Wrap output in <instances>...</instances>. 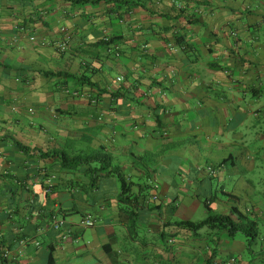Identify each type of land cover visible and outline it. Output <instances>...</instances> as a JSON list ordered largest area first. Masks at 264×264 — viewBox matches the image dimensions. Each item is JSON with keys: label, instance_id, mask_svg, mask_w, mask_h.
<instances>
[{"label": "crops", "instance_id": "obj_1", "mask_svg": "<svg viewBox=\"0 0 264 264\" xmlns=\"http://www.w3.org/2000/svg\"><path fill=\"white\" fill-rule=\"evenodd\" d=\"M107 40L118 57L106 50ZM64 41L67 50L58 52ZM65 74L89 77L95 88ZM35 151L94 160L62 164ZM229 157L233 164L218 184H232L225 189L241 199L242 210L252 209L260 232L248 248L250 262L230 250L226 257L264 264V0H0L5 264H48L50 245L54 264H147L141 228L155 240L177 236L175 227L163 229L172 222L168 204L181 190L195 200L197 170ZM118 175L140 205L147 183L162 205L160 215L138 210L136 233L119 211ZM46 188L49 207L63 211L72 231L67 238L46 226ZM86 216L92 228L80 226ZM224 250L209 249L201 264L212 253L216 264Z\"/></svg>", "mask_w": 264, "mask_h": 264}, {"label": "trees", "instance_id": "obj_2", "mask_svg": "<svg viewBox=\"0 0 264 264\" xmlns=\"http://www.w3.org/2000/svg\"><path fill=\"white\" fill-rule=\"evenodd\" d=\"M78 4H98L102 2V0H75ZM67 42V41H66ZM63 43V42H62ZM113 44L112 40L106 41V50L112 54L114 57L116 56L117 50H113L111 48ZM68 45V44H67ZM67 50V49H66ZM65 50V51H66ZM57 51L61 52L60 49L57 47ZM63 51V52H65ZM61 52V53H63ZM119 53V52H118ZM120 55V53H119ZM51 75L59 76L57 73H52ZM65 78L71 79L75 81L76 83L79 82L80 86L86 85L91 88H95V84H93L90 81V78H84V77H76L74 75H64ZM115 96V95H114ZM113 96V97H114ZM87 99L92 104H97V97L88 95ZM98 120H101V118H98ZM16 145L20 148V150H23L26 152L28 149L21 145L20 143H16ZM35 155H41L42 158H49V159H58L62 161V164H65L66 162L74 163L75 165H82L87 164L90 165L94 159L92 157L88 156L86 158L80 157L79 160H69L64 153H57L55 151L51 152H45L42 151H35ZM100 156V153L96 154ZM99 156H96L97 158ZM95 157V158H96ZM100 158V157H99ZM106 159V157H104ZM145 161H148V158H144ZM143 160V161H144ZM233 160L231 157L224 160L218 165H213L210 163H206L204 167L198 169L197 171L200 173H197L193 181L197 183V191L191 193L192 198L195 200H198L200 203L203 204L204 208L207 211H211V206L215 204L216 202H224L227 204H230L229 209L226 212L221 211L218 214H215L213 216H208L205 219L198 221V222H192V221H181V222H171L163 226V229H165L168 225L175 227L177 230H184L187 232H192L195 235H197L199 232L208 230L220 233L222 235H225V238L234 240L235 237L238 235H244L245 242L247 244V248H250L254 243H256V240L259 236L260 230L258 229V225L255 221L256 214L253 213L252 209H241V199L234 196L233 193L228 192L222 185H219V180L223 177L225 168L230 167L231 164H233ZM208 170H212L213 174H210ZM102 174H107L111 176L113 173L111 171H108L107 167H101L99 170ZM149 173V172H148ZM205 175V176H204ZM198 177V178H197ZM119 182L121 185V193H120V212H124L125 215L128 216L129 224L127 225V230L129 233H136L139 226V213L138 210L141 209L143 212V209L146 210L147 213H153V214H161L162 205L158 201V199H153L154 197L157 198L155 195L156 189L153 185L147 183L146 186L141 190V197L147 201L146 204L140 205L139 198H134L133 194L131 193V186L127 185L125 182V179L121 175H118ZM148 180L152 179V177L147 174ZM200 178V179H199ZM216 187V190H215ZM51 188H46V226L50 225L52 230L51 232L57 234L59 238L64 239L71 235L72 231L69 228V226L65 222V216L62 215V210L56 211L53 208H50L48 205L49 199L51 198ZM187 192H184V196L187 195ZM219 194V195H218ZM183 196V195H182ZM152 200V201H151ZM178 201H180V196L175 197L170 203L168 204L170 207V214H174L178 207ZM225 213V214H222ZM88 217V216H86ZM61 219L65 222V225L60 230H55L53 226V221L55 219ZM85 218V217H84ZM83 218V219H84ZM71 231L70 234H68V231ZM218 234V235H220ZM67 236V237H66ZM49 252L48 256V264H54V252L55 248L51 245L46 247ZM215 254L212 253L208 256L207 263L212 264L213 258ZM230 259H235L236 263L234 264H241L240 260L236 257H230L227 259L226 262H228ZM225 262V263H226ZM0 263L5 264V260L3 256L0 257Z\"/></svg>", "mask_w": 264, "mask_h": 264}, {"label": "rangeland", "instance_id": "obj_3", "mask_svg": "<svg viewBox=\"0 0 264 264\" xmlns=\"http://www.w3.org/2000/svg\"><path fill=\"white\" fill-rule=\"evenodd\" d=\"M231 178L234 179L235 175L233 174ZM228 185L229 182H226L225 188H229V189L232 188L231 186L232 184H230L229 186ZM259 187L262 188V186ZM256 188L258 187L256 186ZM182 194H184L182 190L179 191L178 196H180V201L178 203L176 212L173 214V217L171 218L172 223L181 222V221L198 222L210 215L213 216L215 214L220 213L221 211L226 212L228 210V209L223 210L221 207L218 208L216 205H213L211 207V211L209 212L204 208L203 204L200 203L198 200L184 198ZM80 217L81 216H77L76 219L79 220L81 219ZM87 231L88 234H90L89 230ZM147 231H148L147 227L143 226L139 232L140 233L139 242L141 244L143 243L149 244V246L148 245L145 246L148 247V251L146 252V254L148 256L147 258L149 259V262L147 264H197V263L201 264L206 254L210 253L209 249L214 247H219L220 244L221 247L225 250L221 254H218L214 259V262L216 264H225V262L227 261L226 256L228 255L229 250L230 252H235L239 254L241 253V257L245 262H250L253 258L251 252H249L247 248V244L245 242L246 237L241 234L235 237L234 240H231L225 238V235L208 230L201 231L197 235H195L192 232L174 229V231H177L176 232L177 236L175 235L170 238L168 237L169 232H167L166 239L164 241H161V239L155 240L156 237L154 235L148 236ZM175 237H177V240L174 239ZM258 243L259 241L257 242V244ZM153 247L156 248L154 249ZM159 249L169 250L171 251V253H169L168 255H161ZM141 250L142 249H139L138 252H140ZM144 251H146V248H144L142 252ZM237 258L239 259L238 256Z\"/></svg>", "mask_w": 264, "mask_h": 264}, {"label": "built area", "instance_id": "obj_4", "mask_svg": "<svg viewBox=\"0 0 264 264\" xmlns=\"http://www.w3.org/2000/svg\"><path fill=\"white\" fill-rule=\"evenodd\" d=\"M62 30L64 31V29H62ZM31 40H33V38ZM57 47L60 49L61 52H63V51H65L67 49V42L64 41L63 43L59 44ZM116 56L117 57L119 56L118 51L116 52ZM117 81L121 82L122 78H118ZM208 172H210V174H213L212 170H208ZM153 199L155 200L157 198L154 197ZM64 225H65V222L63 220H61V219H55L53 221V226H54L55 230L62 229L64 227ZM80 226L83 227V228H92L94 226V222H93L92 218L88 216V217H85L84 219H82V221L80 223ZM70 232L71 231L69 230L67 233L70 234ZM4 257H6V256H4ZM234 263H236L235 259H230L225 264H234Z\"/></svg>", "mask_w": 264, "mask_h": 264}]
</instances>
